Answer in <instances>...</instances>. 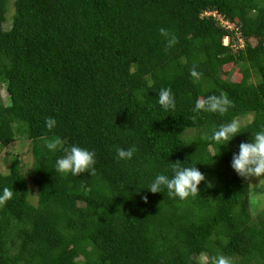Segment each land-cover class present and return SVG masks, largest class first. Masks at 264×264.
<instances>
[{
	"label": "trees",
	"instance_id": "16d2710c",
	"mask_svg": "<svg viewBox=\"0 0 264 264\" xmlns=\"http://www.w3.org/2000/svg\"><path fill=\"white\" fill-rule=\"evenodd\" d=\"M1 89L0 189L15 194L0 206V264H264V210L253 216L230 167L264 127V0H0ZM222 94L227 113H194ZM234 120L227 147L203 138ZM45 137L94 151L95 174L57 173L63 152ZM14 142L31 175L6 152ZM177 162L206 176L198 195L149 193Z\"/></svg>",
	"mask_w": 264,
	"mask_h": 264
},
{
	"label": "clouds",
	"instance_id": "9594fccd",
	"mask_svg": "<svg viewBox=\"0 0 264 264\" xmlns=\"http://www.w3.org/2000/svg\"><path fill=\"white\" fill-rule=\"evenodd\" d=\"M227 24V23H226ZM228 25V24H227ZM166 30L161 29V33L165 34ZM227 40V39H225ZM175 38L169 41L174 44ZM191 75L198 77L199 73L195 69ZM157 104L165 111L175 109V96L170 88H161L156 97ZM232 107V101L227 95H211L203 99H199L195 103L194 113L201 112L224 114ZM195 119V116L193 117ZM56 120L49 117L45 120L46 127L51 130L56 127ZM241 133V125L237 121H230L213 129L211 134H205V140L211 141L221 147H227L229 143ZM44 147L49 152L62 151L63 155L56 160L55 169L57 173L63 175L79 176L82 173L90 175L95 174L96 153L77 145L70 147H61L62 140L59 137L42 138ZM135 155V148L117 150L118 161H131ZM182 163H174L172 175L158 174L154 177L148 188L151 194L162 193L167 191L169 198H178L180 200L187 199L198 195V186L206 181V176L194 166H181ZM231 169L241 179L249 181L252 179L260 182L264 180V127L256 131L248 142L241 143L238 151L232 154ZM211 188L213 185L208 184ZM12 188L4 187L0 189V206L5 205L14 196ZM147 202V196L143 197ZM215 264H230L229 260L223 256L216 259Z\"/></svg>",
	"mask_w": 264,
	"mask_h": 264
},
{
	"label": "rangeland",
	"instance_id": "374dc122",
	"mask_svg": "<svg viewBox=\"0 0 264 264\" xmlns=\"http://www.w3.org/2000/svg\"><path fill=\"white\" fill-rule=\"evenodd\" d=\"M223 25H227L223 23ZM254 43V42H253ZM224 45H228L229 41L224 40ZM253 45V44H252ZM229 68H225L224 71H228ZM239 76L235 75L233 79H238ZM0 96L4 100L5 103V92L3 89L0 90ZM6 152L8 154L13 153L14 155H17L18 158L21 159L23 169L22 172L25 174L31 175L32 172V157L30 154V150L27 149V146L25 147H20V144L17 142L12 143L10 146L6 148ZM6 169V162L3 160H0V171L5 172ZM29 180V179H28ZM259 181L252 179L247 181V188H248V193H249V210L252 212L253 216L261 213V210H264V180L258 184ZM32 195L34 191L31 192ZM35 195L32 197V202H35ZM202 262H206V258L202 257L201 258Z\"/></svg>",
	"mask_w": 264,
	"mask_h": 264
},
{
	"label": "built area",
	"instance_id": "2783aa9c",
	"mask_svg": "<svg viewBox=\"0 0 264 264\" xmlns=\"http://www.w3.org/2000/svg\"><path fill=\"white\" fill-rule=\"evenodd\" d=\"M239 42H241V40H239Z\"/></svg>",
	"mask_w": 264,
	"mask_h": 264
}]
</instances>
